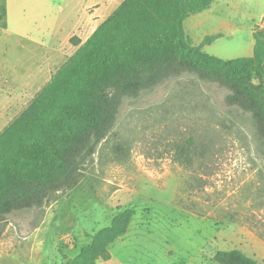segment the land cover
Masks as SVG:
<instances>
[{
	"label": "rangeland",
	"instance_id": "374dc122",
	"mask_svg": "<svg viewBox=\"0 0 264 264\" xmlns=\"http://www.w3.org/2000/svg\"><path fill=\"white\" fill-rule=\"evenodd\" d=\"M25 1L0 27V134L74 55L84 25L97 29L125 0ZM184 29L196 56L250 60L264 0H213ZM53 46L59 58L42 67ZM226 95L191 76L125 100L81 183L8 218L0 264H65L127 210L126 235L97 264H264V155Z\"/></svg>",
	"mask_w": 264,
	"mask_h": 264
},
{
	"label": "trees",
	"instance_id": "16d2710c",
	"mask_svg": "<svg viewBox=\"0 0 264 264\" xmlns=\"http://www.w3.org/2000/svg\"><path fill=\"white\" fill-rule=\"evenodd\" d=\"M212 4L125 0L86 42L71 39L74 55L0 134V237L10 216L40 211L81 183L125 100L174 78L194 76L226 90V105L255 124L264 155V34L254 33L250 60L196 56L184 25ZM131 216L128 210L118 214L110 227L91 236L79 258L65 264L111 260L109 246L126 235ZM218 262L234 264L222 257Z\"/></svg>",
	"mask_w": 264,
	"mask_h": 264
},
{
	"label": "crops",
	"instance_id": "0c3cea01",
	"mask_svg": "<svg viewBox=\"0 0 264 264\" xmlns=\"http://www.w3.org/2000/svg\"><path fill=\"white\" fill-rule=\"evenodd\" d=\"M25 0H0V27L4 24L7 17L11 15L13 11H16L18 9H21L23 5L25 4ZM93 23L95 25V22L92 20L88 21L84 25V29L81 32L82 36L79 38L82 41V44L87 41V39L95 32V27L93 26ZM91 28H94V31L91 33L90 36L86 37L87 31ZM98 28V27H97ZM44 43L42 44L41 48L44 49ZM76 52V51H75ZM60 50L58 46L50 47L49 52L46 51L43 58V65L42 67H45L49 65V63L54 62L56 59L59 58Z\"/></svg>",
	"mask_w": 264,
	"mask_h": 264
}]
</instances>
